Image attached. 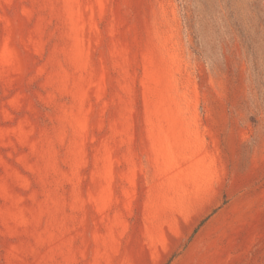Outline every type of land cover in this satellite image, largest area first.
I'll use <instances>...</instances> for the list:
<instances>
[{"label": "rangeland", "instance_id": "1", "mask_svg": "<svg viewBox=\"0 0 264 264\" xmlns=\"http://www.w3.org/2000/svg\"><path fill=\"white\" fill-rule=\"evenodd\" d=\"M149 213L264 264V0H0V264L133 263Z\"/></svg>", "mask_w": 264, "mask_h": 264}, {"label": "crops", "instance_id": "2", "mask_svg": "<svg viewBox=\"0 0 264 264\" xmlns=\"http://www.w3.org/2000/svg\"><path fill=\"white\" fill-rule=\"evenodd\" d=\"M143 220L140 227L134 226L129 231L138 232L131 239L132 245L138 248L141 244L134 262L129 264H207L206 258L195 252L194 235L201 222L190 223L183 215L166 217L150 213Z\"/></svg>", "mask_w": 264, "mask_h": 264}]
</instances>
